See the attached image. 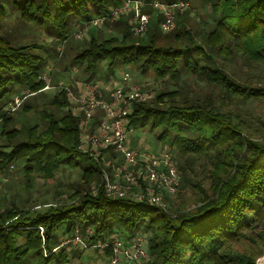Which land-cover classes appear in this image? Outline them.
<instances>
[{"label": "trees", "instance_id": "16d2710c", "mask_svg": "<svg viewBox=\"0 0 264 264\" xmlns=\"http://www.w3.org/2000/svg\"><path fill=\"white\" fill-rule=\"evenodd\" d=\"M153 1L143 0L142 11L154 9ZM192 1L207 4L211 25L198 29L195 22L175 19L165 32L157 12V28L149 15L145 30L135 33L120 15L106 36L80 41L72 40L73 27L110 13L121 0H0V138L6 139L0 173L15 165L25 177L34 171L54 177L65 166L80 168L81 174L64 200L39 208L14 196L4 203L0 194V264H67L70 253L61 241L75 230L88 245L114 234L125 241L143 235L147 256L132 264H255L264 254V133L250 137L238 113L232 116L213 101L221 93L235 104L264 99V0ZM7 18L17 30L34 28L39 35L43 29L68 42L75 48L72 64L82 71L76 77L84 81L108 78L119 66L163 80L164 88L153 97L134 103L128 126L148 124L157 130L155 139L175 150L177 193L192 183L202 194L193 206L168 211L106 195L101 187L92 192L99 165L78 149V117L63 89L49 94L52 108L42 117L41 131L20 135L7 105L15 94L42 93L48 52L35 41H18L23 34H10ZM261 123L264 128V119ZM81 156L90 165H82ZM191 158L202 161L199 173L209 181L207 189L191 181Z\"/></svg>", "mask_w": 264, "mask_h": 264}, {"label": "rangeland", "instance_id": "374dc122", "mask_svg": "<svg viewBox=\"0 0 264 264\" xmlns=\"http://www.w3.org/2000/svg\"><path fill=\"white\" fill-rule=\"evenodd\" d=\"M183 1L188 2L189 8H186V11L183 10V12H179V10L176 11L175 19H177L180 24H183L188 20L187 22H195L194 24L198 29L200 27H207V25L212 24V17H214V15L208 13L207 4L198 1L194 2L192 0ZM190 8L192 11L194 10V15H191ZM121 9L117 11L115 17L112 20H109L108 23L104 22L97 26H82L78 23L73 27L71 33L72 40L85 41L89 39V35L106 36V33L104 32L110 31L116 20L121 17L120 15L126 18L129 24L132 25L135 18L134 12L127 9ZM154 9L147 8L146 10L150 11L148 14L150 13L149 15H151L150 18L153 21V26L157 28V19L160 17L157 13L159 12L158 9ZM6 25L10 34H15L14 36H20L23 34V37L19 38L18 41H35L36 43L43 44L48 52L45 53L48 55L47 71L44 74H41V79L46 82V86L44 87L42 93L30 98L26 96L21 97L15 94L10 100L9 104L7 103V110H9L10 113H14L13 117L16 126L21 127V136L25 132L28 133L29 130L31 132L41 131L42 117L52 108L51 103H49V94L57 93L58 90L62 89L61 86L63 85L73 91H77L82 83L111 82L115 84L116 81H119L120 74L122 72L129 71L131 77L129 82L123 85L124 92L129 90L130 85L140 84L145 90L150 91L153 97L158 89L164 88L165 84L163 80L156 79L152 74L145 75L140 73L139 69L136 67L129 66L117 67L115 72L109 75L108 78H105L104 75H101L93 78L90 81H84L76 77L77 73L81 74L80 72L82 71L78 70L77 66L72 64V57L74 56L75 48H71L68 42L60 41L53 34L47 33L43 29L40 30L39 35H36L38 31L34 28L29 29L25 27L22 30H17L16 25L13 23L11 18L6 19ZM34 33L37 36V39L34 38ZM52 53L54 55L50 56ZM262 78L264 79V74H262ZM203 85L204 84H201V86ZM193 89L194 86H191V90ZM103 96L107 98L108 93H105ZM15 97H20V103L18 105H16L13 101ZM227 99L228 98H226L223 93L218 96L214 95L213 97V101H215L214 103L221 107L222 110L231 111L230 113L232 116H235L238 113L236 119L243 120V129L245 128V132L248 133L250 137L257 138L258 134L264 133V128L262 127L263 123H261V121L264 119V99L250 100L245 104L242 102L235 104L233 101ZM24 102L26 105H29V107L21 108ZM54 113L59 114L57 111ZM131 130V145H134L132 148H138L141 153L143 152L153 155H158V153L164 149L169 154H171L172 158L173 156L175 157V150L169 146V144H166L167 142L164 143L162 140L155 139L157 130L149 129L148 124L143 126L138 124L137 126L131 128ZM5 142L6 139L1 137L0 146H2V144ZM80 160L82 165H90V162L84 157L81 156ZM175 160L177 161V159ZM200 162L202 161L191 158L190 163L193 169L190 174V176L192 175L191 181H201L200 185L202 188L207 189L209 181L202 178L203 173H199V171L202 169L200 167ZM23 173L24 172L21 167L17 168L15 165H10L6 173H0V194L2 199L5 198L7 200H2V202H9L11 196H14L15 199L20 201V203L24 202L26 206L32 207L34 204H37L35 207H43L48 205L44 204L45 202H55L62 199L64 200L66 196L65 193L71 192L73 186L78 181H80L81 176L80 168H72L68 166L58 169L55 172L54 177L50 178H44L36 171L26 177L23 175ZM71 182H74V184L69 187ZM191 185L192 183H189V185L184 186L182 192L177 193L176 191L174 194L163 193V206L161 207H163L165 210L172 211L177 210L178 208L193 206L195 200L202 194L197 195L196 188L192 187ZM56 193L60 195H57ZM78 235L83 244L79 241H75L70 236H67L65 240L63 239V241H61V244H63V246L66 247V250L70 253V256L68 257L69 263L67 264H109L110 254L106 252L107 249L101 250L100 248L95 247L93 244L88 245L84 241L80 231H78ZM144 261L142 263H144ZM255 264H264V254L256 260Z\"/></svg>", "mask_w": 264, "mask_h": 264}, {"label": "built area", "instance_id": "2783aa9c", "mask_svg": "<svg viewBox=\"0 0 264 264\" xmlns=\"http://www.w3.org/2000/svg\"><path fill=\"white\" fill-rule=\"evenodd\" d=\"M151 5L160 12L162 18L159 25L165 32L174 27L175 12L189 6L188 2L183 0L171 3L154 0ZM143 6V0H121L120 5L113 7L110 13L92 17L82 26H97L112 20L122 7L121 10L134 12L132 30L141 33L145 30L149 18V14L142 11ZM130 77V72L124 71L115 84L82 83L77 91L64 85L61 87L65 91L69 108L78 117V149L92 157L99 165L100 178L98 183L91 185V191L97 192L98 187H101L106 195L126 197L161 207L163 193L176 192L179 173L171 154L164 149L158 155H153L141 153L138 148L129 146L132 130L128 126V115L134 103L152 97V93L140 84H132L129 90L124 92L123 85L129 82ZM105 93H108L107 98L103 96ZM13 101L18 105L20 97H15ZM96 115L98 117L92 125ZM72 238L83 244L77 230ZM93 245L101 250L110 249L109 264H132L147 256L146 240L141 234L127 241L114 234Z\"/></svg>", "mask_w": 264, "mask_h": 264}, {"label": "crops", "instance_id": "0c3cea01", "mask_svg": "<svg viewBox=\"0 0 264 264\" xmlns=\"http://www.w3.org/2000/svg\"><path fill=\"white\" fill-rule=\"evenodd\" d=\"M72 113L75 114L73 111H72ZM75 116H76V114H75ZM131 139H132V138L129 137V146H130V147H133L134 145H133V146L131 145V144H132V140H131Z\"/></svg>", "mask_w": 264, "mask_h": 264}]
</instances>
